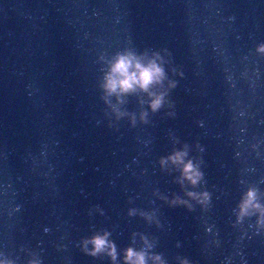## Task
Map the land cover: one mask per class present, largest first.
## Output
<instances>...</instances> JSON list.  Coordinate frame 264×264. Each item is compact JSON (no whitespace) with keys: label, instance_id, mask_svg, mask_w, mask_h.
Here are the masks:
<instances>
[{"label":"water","instance_id":"1","mask_svg":"<svg viewBox=\"0 0 264 264\" xmlns=\"http://www.w3.org/2000/svg\"><path fill=\"white\" fill-rule=\"evenodd\" d=\"M262 46L264 0H0V264H264ZM128 52L158 109L107 91Z\"/></svg>","mask_w":264,"mask_h":264},{"label":"clouds","instance_id":"2","mask_svg":"<svg viewBox=\"0 0 264 264\" xmlns=\"http://www.w3.org/2000/svg\"><path fill=\"white\" fill-rule=\"evenodd\" d=\"M261 50L264 51V46L261 47ZM156 55L158 57V54ZM164 76L163 67L158 64L155 59L149 60L147 63H142L141 60L131 52L125 54L118 53L115 60L112 62L110 73L106 78L105 87L109 93L128 92L137 88L148 91L149 95L153 97L151 100V107L153 110H156L162 104L164 93H153L149 91V89L152 85L160 83ZM186 155L187 153L184 151H176L173 155L168 157V159L174 164L182 165V177L195 185L202 174L191 160L187 162L184 161ZM164 162L165 161L162 159L161 163ZM187 195L196 198L200 194L188 192ZM202 195L204 198L207 197V193ZM255 195V190H249L246 194V198L241 203L242 214H246L250 207L259 209L264 213V207H261L258 203H254ZM177 202L187 203V201H182L179 198L173 201V203ZM107 235L108 233H104V235H95L90 241L86 240L85 244L89 242L92 243V254H96L107 248L109 255L115 260V246L107 240ZM154 259L159 260L160 258L156 256ZM125 260L128 261L129 264H146L145 253L143 251H136L133 248L126 249ZM184 264H187V261H185Z\"/></svg>","mask_w":264,"mask_h":264}]
</instances>
